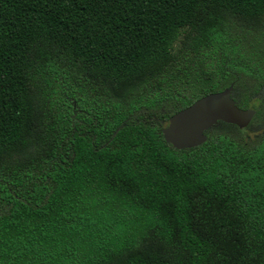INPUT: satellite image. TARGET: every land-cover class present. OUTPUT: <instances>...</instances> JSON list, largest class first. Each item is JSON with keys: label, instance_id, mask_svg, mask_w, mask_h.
Instances as JSON below:
<instances>
[{"label": "trees", "instance_id": "trees-1", "mask_svg": "<svg viewBox=\"0 0 264 264\" xmlns=\"http://www.w3.org/2000/svg\"><path fill=\"white\" fill-rule=\"evenodd\" d=\"M0 264H264V0H0Z\"/></svg>", "mask_w": 264, "mask_h": 264}, {"label": "water", "instance_id": "water-1", "mask_svg": "<svg viewBox=\"0 0 264 264\" xmlns=\"http://www.w3.org/2000/svg\"><path fill=\"white\" fill-rule=\"evenodd\" d=\"M233 83L220 91L210 92L169 117L163 126L165 140L181 149L197 146L207 139L206 130L224 121L246 127L254 117V108L240 107L235 98ZM117 132V131H116ZM115 132V134H116Z\"/></svg>", "mask_w": 264, "mask_h": 264}]
</instances>
